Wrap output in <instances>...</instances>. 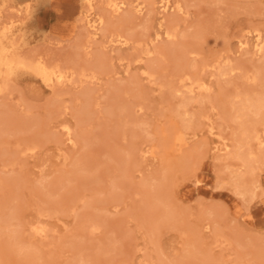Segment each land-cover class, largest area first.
Returning a JSON list of instances; mask_svg holds the SVG:
<instances>
[{"label":"rangeland","instance_id":"1","mask_svg":"<svg viewBox=\"0 0 264 264\" xmlns=\"http://www.w3.org/2000/svg\"><path fill=\"white\" fill-rule=\"evenodd\" d=\"M93 1L0 0V264H264V0Z\"/></svg>","mask_w":264,"mask_h":264},{"label":"bare ground","instance_id":"2","mask_svg":"<svg viewBox=\"0 0 264 264\" xmlns=\"http://www.w3.org/2000/svg\"><path fill=\"white\" fill-rule=\"evenodd\" d=\"M84 1V3H85V5L86 4H88V6L90 7V8H92L93 10H94V6H93V0H83ZM161 1V0H160ZM138 2V1H137ZM118 3V2H117ZM121 3V2H120ZM123 3V2H122ZM140 3V2H139ZM5 4V3H4ZM81 4V3H80ZM141 4H143V3H141ZM161 4H162V9H164V10H168V9H170L171 7H170V0H162L161 1ZM121 5V4H120ZM136 5H138V8H136L135 10H137L138 12H141L142 11V8H141V6L139 5V4H136ZM82 6V5H81ZM107 6L109 7V8H111V10H112V8L115 10V11H121L120 10V8H119V5L118 4H116V2L114 1V0H107ZM83 7V6H82ZM179 7V6H178ZM87 9H89V8H87ZM84 10V9H83ZM144 10V9H143ZM88 11H91V10H88ZM114 11V12H115ZM180 11V10H179ZM85 12V11H84ZM89 13V12H88ZM88 13H86L85 12V14H84V16H83V19H84V21L87 23V25H88V27L89 28H91V29H93L94 30V34L96 35H98V33H96L97 32V30H98V27L101 25V26H104V25H102L103 23H104V21H105V18L103 17H101V16H99L98 18H94V17H92V13L90 12L89 14ZM94 13V12H93ZM118 13V12H117ZM96 15V14H95ZM82 19V20H83ZM106 23V22H105ZM87 27V26H86ZM87 27V28H88ZM14 28V26H13V24H12V26L10 25V27L7 29V30H9V32H11L12 31V29ZM6 29H4V31H5ZM89 31V30H88ZM11 34V33H10ZM90 34V33H89ZM169 34V32L166 34V35H168ZM93 35V34H92ZM118 35V34H117ZM158 35V34H157ZM170 35V34H169ZM3 36V35H2ZM6 36V35H5ZM118 36H121V37H123L122 35H118ZM14 37V36H13ZM118 38H120V37H118ZM169 38V37H168ZM5 39H7V38H5ZM119 40V39H118ZM120 40H121V38H120ZM2 39L0 38V80L2 81V79H1V77H2V75L3 74H5V77H6V75L7 76H10V75H12L11 73H12V71L14 70L15 71V67H17V66H27V67H29L35 74H36V76L38 75L39 77L38 78H41L45 83H47L48 85H50V84H52L53 82H55V81H57V82H59V83H61L62 81H63V79L65 80V78H66V75L63 73V71H58V70H54V71H51V70H49L45 65H43V64H41V62L43 63V60L39 63H26V62H24V61H19V60H17V57L18 58H20L19 56H13V58H11V57H8V55H7V53H8V48L7 47H5L3 44H2ZM257 41L258 42H260V39L259 38H257ZM120 42H122V41H120ZM119 43V42H118ZM3 45V46H2ZM9 45V44H8ZM16 45V44H15ZM21 45V44H20ZM243 45H245V44H241V46H243ZM12 46H14V45H12ZM11 47V46H10ZM256 47H258V46H256ZM14 49V48H13ZM20 49V48H19ZM261 49V51H262V49H263V47H261L260 48ZM11 52V51H10ZM9 52V53H10ZM15 57V58H14ZM22 58V57H21ZM32 60V59H31ZM26 61H28V59L26 60ZM48 61V60H47ZM230 65V64H229ZM262 66H264V65H262ZM53 67H55V65L53 66ZM223 67V66H222ZM230 67H232V65H230ZM20 68V67H19ZM29 68H24V69H26V71H27V73H28V71H30L29 70ZM226 68V67H225ZM263 68V67H262ZM23 69V68H22ZM51 69V68H50ZM231 69H233V68H231ZM230 70V69H229ZM229 70H227V71H229ZM13 71V72H14ZM17 71V70H16ZM15 71V72H16ZM20 71H22V70H20ZM19 71V72H20ZM25 71V70H24ZM25 71V72H26ZM223 71V70H222ZM260 71H261V69H260ZM260 71H258L259 72V74H260ZM25 72H22V73H25ZM230 72V71H229ZM18 74H20V73H18ZM30 74V73H29ZM28 74V75H29ZM257 74V73H256ZM263 74V73H262ZM31 75H33V74H31ZM35 76V77H36ZM5 77H3V78H5ZM65 77V78H64ZM37 78V79H38ZM10 79V78H9ZM12 79V78H11ZM40 79V80H41ZM180 79H181V77H180ZM0 81V82H1ZM42 81V82H43ZM180 81V80H179ZM9 82V81H8ZM12 82V81H11ZM177 82V81H176ZM175 82V83H176ZM2 83L3 84H5L4 83V81H2ZM174 83V84H175ZM198 83V82H197ZM197 83L196 82H194V84L193 85H197ZM46 84V85H47ZM181 84H182V82H181ZM183 84H184V82H183ZM199 84H200V82H199ZM198 84V86H200ZM9 84H6L5 86H8ZM173 85V84H172ZM180 85V84H179ZM181 86V85H180ZM185 86V85H184ZM192 86V85H191ZM201 86H202V84H201ZM2 87V86H1ZM192 87H194V86H192ZM192 87H190L189 88V92L190 93H193L194 92V88H192ZM173 90H174V93H179L180 91H181V87H174V85H173ZM200 88V87H199ZM203 88V87H202ZM182 89H184V88H182ZM6 90V89H5ZM188 90V89H187ZM2 91V90H1ZM4 91V90H3ZM182 92V91H181ZM180 92V93H181ZM238 95V94H237ZM250 96V95H249ZM251 97V96H250ZM245 98V97H244ZM247 98V97H246ZM245 98V100H246V102H245V104L242 106V104H241V107L238 109L237 108V114L235 115V116H237L238 115V117L240 118V120L241 121H243V119H245L246 117H248V115L250 114V113H252V112H250L251 110H254L255 112H258V111H260L261 109H262V107H264V96L262 95V96H260V97H258V98H256V99H252V97H251V99L249 98H247L246 99ZM236 107H238V106H236ZM249 114H248V113ZM254 113V112H253ZM253 115V114H252ZM236 120H237V118H236ZM188 121V120H187ZM247 122H249V121H247ZM245 126V127H244ZM243 127H244V130H243V137H242V139H245L246 140V142L245 143H248V142H250V141H253V140H255V141H261L260 140V136H259V133L255 130V128L254 127H250V126H246V125H244ZM242 134V133H241ZM264 141V140H263ZM226 145V144H225ZM249 145V144H248ZM242 146V145H241ZM224 147H226V146H224ZM245 148V147H244ZM263 148V147H262ZM262 148H261V150H262ZM260 150V151H261ZM262 157L264 158V151L262 150ZM255 154V153H254ZM258 155V154H257ZM257 155H256V157H257ZM243 158H244V160H245V163L244 164H246V162H248V161H250V160H252L253 159V154L251 153V152H246V153H243ZM259 156H261V154L259 155ZM255 157V156H254ZM254 161V160H253ZM250 163H252V162H250ZM251 174V173H250ZM249 175V174H248ZM247 178V177H246ZM237 180H238V178H237ZM252 180H253V178H252ZM246 182V181H245ZM244 184V183H243ZM240 185V184H239ZM246 187V186H245ZM251 187V186H250ZM242 188V187H241ZM248 188V187H247ZM250 189V188H249ZM238 190V189H237ZM254 190V189H253ZM242 194H243V192H241ZM240 193V194H241ZM246 193V192H245ZM155 215V214H154ZM41 227V226H40ZM2 230V229H1ZM5 230V229H4ZM43 230L41 229V230H38V232L37 233H41ZM18 239H19V237H18ZM13 243V242H12ZM26 250V249H25ZM19 252V251H18Z\"/></svg>","mask_w":264,"mask_h":264}]
</instances>
